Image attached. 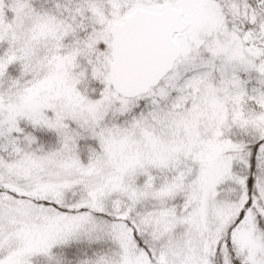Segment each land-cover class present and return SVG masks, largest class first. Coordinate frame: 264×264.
Masks as SVG:
<instances>
[{
    "label": "snow or ice",
    "instance_id": "snow-or-ice-1",
    "mask_svg": "<svg viewBox=\"0 0 264 264\" xmlns=\"http://www.w3.org/2000/svg\"><path fill=\"white\" fill-rule=\"evenodd\" d=\"M0 264H264V0H0Z\"/></svg>",
    "mask_w": 264,
    "mask_h": 264
}]
</instances>
